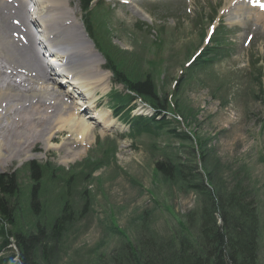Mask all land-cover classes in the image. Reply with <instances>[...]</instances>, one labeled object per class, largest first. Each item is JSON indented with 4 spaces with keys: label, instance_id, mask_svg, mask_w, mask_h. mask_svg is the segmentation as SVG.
I'll return each instance as SVG.
<instances>
[{
    "label": "rangeland",
    "instance_id": "rangeland-1",
    "mask_svg": "<svg viewBox=\"0 0 264 264\" xmlns=\"http://www.w3.org/2000/svg\"><path fill=\"white\" fill-rule=\"evenodd\" d=\"M103 1L105 4L92 5L95 32L89 39L94 48L99 52L96 39L109 41L112 56L128 75L154 81L156 98L148 101L150 105L168 100L182 122L178 124L168 114L167 119L173 123L159 135L124 138L128 126L113 118L108 109L112 78L99 52V74L107 79L106 90L98 91L93 100L99 107L95 108L94 103L87 107L85 103L79 117L94 127L95 138L90 145L75 142L70 149L74 155L68 154L64 142L79 141L81 137L78 139L68 125L48 143L51 148L46 149L40 140L28 156L7 167L0 165V174L15 175L18 195L8 199L23 213L17 218L18 226L33 232L36 223H44L45 213L53 217L63 212L65 205L75 211L88 205L84 215L79 218L76 212L78 219L69 223L61 258L55 257V264H98L97 255H109L120 240L112 223L133 240L139 236L142 217L146 226L159 235L182 231L178 221L189 211L200 209L201 197L179 184L166 183L155 171V162L180 157L191 172H197L192 175L195 177L204 162L197 163L198 170L193 168L192 155L197 153L192 145L167 132L177 127L195 132L203 144L207 172L200 181H207L209 173L225 188L233 187L236 180L248 185V201L254 204L260 219L258 264H264V13L250 8L257 7L251 3L254 0ZM25 2L27 9L30 5ZM70 2L77 12L78 25L85 29L79 1ZM19 13L25 18L35 16L29 10ZM219 22L230 33L225 37L226 56L211 66L194 65V57ZM116 88L124 91L122 86ZM74 96V102L85 100L81 94ZM138 102L135 112L139 114L144 103ZM108 110L115 121L103 128L98 122L101 120L93 115ZM78 151L81 154L75 156ZM1 226L5 224L0 220ZM11 246L16 250L14 241Z\"/></svg>",
    "mask_w": 264,
    "mask_h": 264
},
{
    "label": "trees",
    "instance_id": "trees-1",
    "mask_svg": "<svg viewBox=\"0 0 264 264\" xmlns=\"http://www.w3.org/2000/svg\"><path fill=\"white\" fill-rule=\"evenodd\" d=\"M84 13V22L88 33L94 36L91 4L94 0H79ZM212 42L197 57L195 64L200 67L211 66L222 60L227 54L228 45L225 37L229 31L224 24L216 28ZM97 45L104 53L106 68L113 74L114 85H122L125 92L113 89L110 92L109 104L115 117L129 126L127 137L135 139L142 135H159L173 121L167 119V112L172 111L168 100L151 105L154 113L151 116L133 115L137 99L150 101L155 99L156 86L147 77L134 78L116 62L110 51V42L97 39ZM194 64V65H195ZM264 76V74H262ZM260 83L261 78L259 79ZM176 121V120H175ZM177 122V121H176ZM178 123V122H177ZM179 124V123H178ZM183 142L192 145L193 168L198 170V162L203 163L200 171L191 172L186 162L176 157L171 160L155 162V171L166 183L179 184L180 187L195 192L201 197V206L197 212L189 211L178 221L182 231H175L169 236L152 232L146 226V219L134 240L119 225L113 224L120 240L109 255H97L98 264H258V231L260 219L254 204L248 201L250 189L244 180H236L231 188L212 179L209 173L207 181L203 144L199 143L195 132L168 129ZM194 142V143H193ZM108 151L105 150L106 154ZM33 167L34 166V163ZM17 193L15 175H0V220L5 226L0 227V264H55L61 258L64 236L69 231V223L84 215L86 204L81 211H75L69 205L63 206V212L45 221L36 223L33 232L20 229L17 218L22 212L11 204L8 197ZM34 194V193H33ZM34 197V195H33ZM19 202V201H18ZM15 206V207H14ZM251 207V208H250ZM79 212L78 217L75 215ZM198 223H194V221ZM50 224V225H49ZM12 226V229H7ZM15 240L18 251L4 254L7 246ZM58 246V248H56ZM56 257V258H55Z\"/></svg>",
    "mask_w": 264,
    "mask_h": 264
},
{
    "label": "bare ground",
    "instance_id": "bare-ground-1",
    "mask_svg": "<svg viewBox=\"0 0 264 264\" xmlns=\"http://www.w3.org/2000/svg\"><path fill=\"white\" fill-rule=\"evenodd\" d=\"M254 1L258 7L251 9L264 13V0ZM32 2L35 16L25 18L19 13L28 12L25 0H0V11L9 12L0 13V107L6 102L0 108L3 167L28 156L40 140L45 142L46 149L51 148L48 143L68 125L77 138L81 135L79 141L64 142L68 154L75 142L90 145L95 138L94 127L79 119L80 108L87 102V107L94 103L98 108L93 100L98 91L106 90L107 79L99 74L102 58L82 24L78 25L70 0ZM29 9L33 10L30 6ZM2 17L7 20H1ZM68 78L73 81L65 90L63 83ZM80 90L85 100L72 102L73 95ZM109 116L108 110L94 114L93 118L108 128L115 121ZM80 154L78 151L75 156Z\"/></svg>",
    "mask_w": 264,
    "mask_h": 264
}]
</instances>
